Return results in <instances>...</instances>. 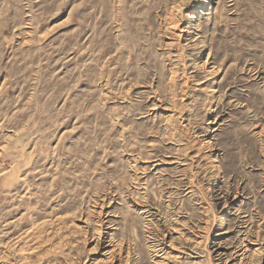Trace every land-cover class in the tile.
<instances>
[{
  "label": "rangeland",
  "instance_id": "1",
  "mask_svg": "<svg viewBox=\"0 0 264 264\" xmlns=\"http://www.w3.org/2000/svg\"><path fill=\"white\" fill-rule=\"evenodd\" d=\"M129 263L264 264V0H0V264Z\"/></svg>",
  "mask_w": 264,
  "mask_h": 264
},
{
  "label": "bare ground",
  "instance_id": "2",
  "mask_svg": "<svg viewBox=\"0 0 264 264\" xmlns=\"http://www.w3.org/2000/svg\"><path fill=\"white\" fill-rule=\"evenodd\" d=\"M221 225H222V224H221ZM150 249H151V248H150ZM153 249H154V248H153ZM154 258H155V257H154ZM131 261H132V260H131ZM131 261H130V262H131ZM133 263H134V262H133ZM133 263H132V264H133ZM165 263H166V262H165ZM129 264H130V263H129Z\"/></svg>",
  "mask_w": 264,
  "mask_h": 264
}]
</instances>
